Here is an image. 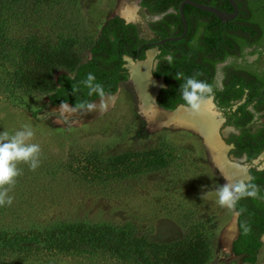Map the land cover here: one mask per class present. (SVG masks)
<instances>
[{
    "label": "rangeland",
    "instance_id": "rangeland-1",
    "mask_svg": "<svg viewBox=\"0 0 264 264\" xmlns=\"http://www.w3.org/2000/svg\"><path fill=\"white\" fill-rule=\"evenodd\" d=\"M139 1L0 0V56H16L0 62V132L29 125L31 142L42 149L35 171L19 165L13 204L0 207V264H167L169 252L198 239L205 242L203 264H264V239L254 262L233 251L238 216L216 202V189L229 181L206 137L168 119L171 113L157 104L154 115L145 111L124 58L128 77L101 114L60 110L62 103L48 99L52 89L20 81L42 51L88 59L106 20ZM137 14L128 23L148 37L149 15ZM258 65L264 66V48ZM59 73L74 72L59 67L53 86ZM229 122L219 130L224 140ZM263 123L264 112L248 127ZM228 155L247 171L264 169V155Z\"/></svg>",
    "mask_w": 264,
    "mask_h": 264
},
{
    "label": "trees",
    "instance_id": "trees-1",
    "mask_svg": "<svg viewBox=\"0 0 264 264\" xmlns=\"http://www.w3.org/2000/svg\"><path fill=\"white\" fill-rule=\"evenodd\" d=\"M180 1L181 0H143V3L153 6V12L160 13L171 4H176L177 7ZM189 11L195 14L197 18L207 16L206 19L213 21L212 24L210 23L207 24V26H203L200 32V36L206 37L207 43H205L204 46L207 45L208 48L204 50L203 45H200L197 49L189 48L187 50H176L172 54V58L162 59L160 61V69H158L157 74L158 72L164 73L167 87L160 90L158 102L162 107L168 110L174 109L178 103L184 104L179 91L182 81L174 78L176 73H183L185 77L202 73V75L196 76V78L206 81L209 84L212 80L214 63L218 58L216 54V44L219 36V26L216 22H219V19L216 15L189 9H187L186 14ZM164 18V20H167V25H159V28L166 31V33L170 30L172 24L177 22L180 23L179 16L173 12L166 14ZM196 25L197 24H195L192 29L189 28L187 36L196 34ZM132 28L134 29L133 24L126 23L124 19L119 16H113L106 20L97 39L90 46V57L88 59L78 61L76 56L69 52L59 51L53 53L50 50L42 51L34 67L21 75L20 81L24 82L28 87L52 89L50 93H48V99L52 104L67 102L74 106L75 103L98 98L96 96L88 97L87 89L83 88L76 96L72 94V86L79 85L80 81L86 79L87 73L95 74L97 82L103 84L106 93H113L117 89L118 83L128 77L123 68L124 61L122 59V53L123 44L126 40L134 38V43L136 42L135 35L130 33ZM32 42L33 39L25 43L20 54L17 55V58H22L24 56V49H26L27 44ZM204 52L211 56L209 57L211 60H207L209 61L208 63H206V61L201 63L199 60H196L198 53ZM15 57L16 56H11V53H4L0 56V62L2 64L9 63ZM62 66L73 70L74 73L72 75L59 73L56 77V84L53 86L52 80L54 73ZM238 142V144H240V139ZM238 147L240 149L239 152H241L246 145L243 144ZM261 148H264V126L257 133L251 134V155H255ZM123 160L124 158H118V161H115L121 162ZM251 182L260 187V194L264 196V171H251ZM260 202L264 201L251 198V221L246 219V216L250 213L247 207L241 204L240 201L236 206V210L240 214L238 218L240 233L238 238L233 242V251L238 254L246 253V260L250 262L256 260V251L262 245L260 234L264 232V203L261 204ZM111 246H113L112 243ZM205 250L204 240L198 239L188 247L169 252L166 255L165 262L167 264H203V252H205Z\"/></svg>",
    "mask_w": 264,
    "mask_h": 264
},
{
    "label": "flooded vegetation",
    "instance_id": "flooded-vegetation-1",
    "mask_svg": "<svg viewBox=\"0 0 264 264\" xmlns=\"http://www.w3.org/2000/svg\"><path fill=\"white\" fill-rule=\"evenodd\" d=\"M194 1L212 5L228 12L232 11L226 0ZM236 1L241 7V16H239L226 28L220 20L219 22H216L219 26V36L216 44V54L218 58L214 63L212 80L211 83H209L212 87V99L208 103V112L216 118L218 138L224 146L227 147L225 154L226 159L229 162L236 163L244 167L246 172V177H244V179H247L248 177L251 178V169L248 170V172L245 165L231 160L228 154H231L233 157H240L242 155L251 156V134L257 133L264 126L263 123L258 128L253 130L248 127L258 114L264 112V66L258 65L261 49L264 48V0ZM179 4L177 7L176 4H171L160 13H155L153 12V6L144 4L143 0H140L137 2L135 17L133 19L128 20L120 15L124 20H126V23L135 21L138 16L137 12L141 15L143 12H146L149 17L155 15L157 16L155 19H150L149 17L145 19L148 32L150 33L148 37L142 36L138 32L136 25L133 24L134 29L132 28L130 33L135 35L136 42L134 43V38L126 40L123 44L122 53V59L124 58L125 66L129 68L128 72L131 79L130 74L132 72L128 66L129 61L131 60L134 63L145 61L149 57V52L154 50V55L150 65V74L152 77L154 76L153 78L159 83L156 91L157 95L154 98L155 104H159L158 95L160 90L167 87L164 73L158 72L157 74L158 69H160V61L162 59L172 58V54L176 50H187L189 48L197 49L200 45H203L204 50L208 48L207 45L204 46V44L207 43V39L205 36H200V32L201 29H203V26H207V24L210 23L212 24L213 21L206 19L207 16L197 18L196 15L192 14L190 11L185 15V17L188 18V20L186 18L187 31L181 39L166 40L162 44L146 45V43L156 42L169 36H178L182 33L183 28L179 13ZM170 12L179 16L180 23L177 22L172 24L170 26V30L166 33V31L159 28V25H167V20H164V16ZM143 15L145 16V14ZM161 20L163 21V24ZM157 22L160 23L156 24ZM195 24H197L196 34L187 36L189 28L192 29ZM129 56H132V58ZM209 57H211L210 54L206 52L198 53L196 60H199L201 63L204 61L208 63L209 61L207 60H211ZM212 103H214L215 107H218L221 110L219 118L216 116V111L213 110L214 108ZM179 104L183 103H178L177 105ZM178 107H175L174 110ZM228 121H230L229 127L232 129L229 130L227 136L225 137L226 139L224 140L221 137L219 130L220 132L224 130L226 122ZM239 139L240 144H238ZM224 142H226V144ZM243 144L246 145V147L239 152L240 149L238 146H242ZM209 148L211 151V146ZM255 155H259V157L262 158L264 155V148H261ZM260 171H264V169H261ZM225 180L227 181L226 178ZM240 203L244 204L250 211L249 215L246 216V219L251 221V198H243L240 200ZM260 203L262 204L264 202ZM235 231L239 236L240 230L238 220H235ZM263 239L264 232L260 234V240L263 241ZM242 254L245 258H247L246 253Z\"/></svg>",
    "mask_w": 264,
    "mask_h": 264
},
{
    "label": "clouds",
    "instance_id": "clouds-1",
    "mask_svg": "<svg viewBox=\"0 0 264 264\" xmlns=\"http://www.w3.org/2000/svg\"><path fill=\"white\" fill-rule=\"evenodd\" d=\"M185 77L183 73H176L175 79L182 81L179 87L180 97L186 110L192 113L202 112L211 99L212 87L206 81L199 80L196 76ZM87 89V96L98 97L99 103L95 100H85L70 106L67 102L60 105V110L64 111H84L90 113L98 111L100 114L107 110L108 101L111 99L106 93L102 83L97 82V78L93 73H87L86 79L80 81L79 85L72 86V94L76 96L78 92ZM107 94V95H106ZM35 136L33 128L29 125L23 126L10 134L8 131L0 132V207L11 206L14 197L9 195L12 188L15 187L17 178L23 174L20 164H27L30 170L35 171L41 165L42 149L37 143H32ZM258 185L248 179H236L220 185L216 189L217 203L220 207L236 211L238 202L243 198H252L264 201ZM203 197V196H202Z\"/></svg>",
    "mask_w": 264,
    "mask_h": 264
},
{
    "label": "bare ground",
    "instance_id": "bare-ground-1",
    "mask_svg": "<svg viewBox=\"0 0 264 264\" xmlns=\"http://www.w3.org/2000/svg\"><path fill=\"white\" fill-rule=\"evenodd\" d=\"M121 14L123 17L127 18L128 20L133 19L135 17V8H131V7L125 9L123 8ZM153 55H154V50L149 52V57L145 61H141L140 63H134L130 60L131 62L128 64L129 67L131 68V72L134 73L135 80L138 85V89L142 95L144 101L143 108L145 109V111L149 109L150 112H152V115H154L155 112L157 113L159 111V109L156 107V104L154 102V95L158 89L159 83L150 74V65ZM114 98L115 96H111V99L109 101L113 102ZM96 102L99 103V101ZM208 110L209 109L207 105L202 112L194 114L191 111L186 110L185 107L179 106L176 110L167 111V112L171 113L170 114L171 116L168 119H172L179 124L184 123L200 129V131L206 137V140L209 142L211 146L212 154L214 156L217 166L221 169V171L226 176L228 181H235L236 179H241L246 177V172L244 167L236 163L229 162L226 159L225 154L227 151L226 149L227 147H225L224 144L219 140L217 135L216 118L213 115H211L208 112Z\"/></svg>",
    "mask_w": 264,
    "mask_h": 264
},
{
    "label": "water",
    "instance_id": "water-1",
    "mask_svg": "<svg viewBox=\"0 0 264 264\" xmlns=\"http://www.w3.org/2000/svg\"><path fill=\"white\" fill-rule=\"evenodd\" d=\"M226 2L231 7V9H232L231 12L225 11L223 9L217 8V7L212 6V5L199 3V2H196L194 0H182L179 4V13H180V18H181L182 28H183L182 33L178 36H169V37L162 38L156 42L146 43V45L162 44L166 40L181 39L186 34V31H187V21H186V17H185L187 9L216 15V17L220 20V22L223 24V26L225 28L228 27L239 16H241V7L236 0H226ZM129 57L132 58V56H129ZM108 94L112 95L110 93H108ZM96 99H98V98H96ZM157 105L159 106V108H161L164 111H173L175 109L174 108L172 110H168V109L160 106L159 104H157ZM181 105H183V104H179L176 107L181 106ZM224 143L226 144V142H224ZM237 227H238V225H237Z\"/></svg>",
    "mask_w": 264,
    "mask_h": 264
},
{
    "label": "crops",
    "instance_id": "crops-1",
    "mask_svg": "<svg viewBox=\"0 0 264 264\" xmlns=\"http://www.w3.org/2000/svg\"><path fill=\"white\" fill-rule=\"evenodd\" d=\"M250 178V177H249Z\"/></svg>",
    "mask_w": 264,
    "mask_h": 264
}]
</instances>
